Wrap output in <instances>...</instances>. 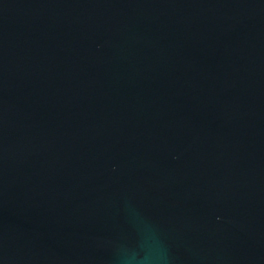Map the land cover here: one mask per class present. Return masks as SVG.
I'll use <instances>...</instances> for the list:
<instances>
[{
	"label": "water",
	"instance_id": "obj_1",
	"mask_svg": "<svg viewBox=\"0 0 264 264\" xmlns=\"http://www.w3.org/2000/svg\"><path fill=\"white\" fill-rule=\"evenodd\" d=\"M0 264H264V0H0Z\"/></svg>",
	"mask_w": 264,
	"mask_h": 264
}]
</instances>
